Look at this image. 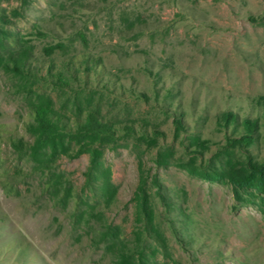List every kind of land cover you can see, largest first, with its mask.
I'll return each mask as SVG.
<instances>
[{
  "label": "rangeland",
  "instance_id": "rangeland-1",
  "mask_svg": "<svg viewBox=\"0 0 264 264\" xmlns=\"http://www.w3.org/2000/svg\"><path fill=\"white\" fill-rule=\"evenodd\" d=\"M263 97L264 0H0V264H264Z\"/></svg>",
  "mask_w": 264,
  "mask_h": 264
},
{
  "label": "trees",
  "instance_id": "trees-1",
  "mask_svg": "<svg viewBox=\"0 0 264 264\" xmlns=\"http://www.w3.org/2000/svg\"><path fill=\"white\" fill-rule=\"evenodd\" d=\"M58 82L64 84L61 80ZM260 104L264 108V97L260 99ZM52 116L53 110L49 104L38 105L33 109L34 124L31 125V131L36 135V141L34 145L30 146V148L34 154H38L40 150H46L50 147L56 149L60 143L65 146V134L63 133V128L60 127V123L54 120ZM223 121L227 124L229 121H233L234 123L237 120L230 117V114H227L223 116ZM261 121L264 123V111L263 119L260 121L245 119L242 122V128L238 129L240 133L238 137H236L237 141L249 145L252 140H254V134L258 132V127ZM78 132L84 133L83 136H86L91 140L89 150L87 152L92 154L93 162L97 160L98 154L100 153L98 147L103 146L109 142V140H113L116 133L114 127L110 123L103 121L99 115L93 111L87 114L86 121L81 124ZM14 145L17 148H21V146H23L21 142ZM82 152H84V149L80 151V153Z\"/></svg>",
  "mask_w": 264,
  "mask_h": 264
}]
</instances>
